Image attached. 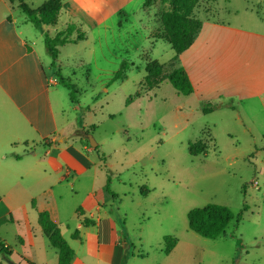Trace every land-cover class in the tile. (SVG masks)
<instances>
[{
	"label": "rangeland",
	"instance_id": "obj_1",
	"mask_svg": "<svg viewBox=\"0 0 264 264\" xmlns=\"http://www.w3.org/2000/svg\"><path fill=\"white\" fill-rule=\"evenodd\" d=\"M94 1L79 3L74 21L87 39L65 47L63 56L74 72L58 77L73 85L82 140L86 142L84 131L91 133L99 148L90 153L92 163L79 177L56 172L51 165L45 175L44 166L37 165L25 168L31 174L21 178L17 173L23 171L9 164L16 161L0 164V193L14 207L0 219V234L13 251L10 260L1 253L0 264H25L20 255L28 256L30 248L19 239L30 235L35 264L58 263L38 222L40 207L53 210L76 252V264H107L90 257L87 233L95 230L84 227L78 213L82 208L96 220L98 203L105 199L102 190L108 199L102 214H110L123 232L119 264H264V139L254 141L231 112L204 114L169 82L145 90L150 61L164 64L166 71L177 66L161 18L171 10L169 2ZM27 4L37 8L41 0ZM235 11H240L237 19ZM193 15L202 21L264 23V0H200ZM124 60L130 65L126 77L113 81ZM212 121L218 124L213 127ZM197 141L207 153L191 156L188 145ZM37 154L44 156L43 149ZM211 203L229 207L236 216L243 213L217 239L201 237L188 225L190 210ZM76 231L80 239L73 238ZM168 236L178 242L170 254L165 252Z\"/></svg>",
	"mask_w": 264,
	"mask_h": 264
},
{
	"label": "crops",
	"instance_id": "obj_2",
	"mask_svg": "<svg viewBox=\"0 0 264 264\" xmlns=\"http://www.w3.org/2000/svg\"><path fill=\"white\" fill-rule=\"evenodd\" d=\"M44 1L41 0V5ZM85 1L95 3L94 0H63L57 24L45 26L44 31L54 37L69 23H77L74 20L81 9L79 3ZM239 13L234 12L236 19ZM108 18L99 21L90 32L96 31ZM234 22L218 18L203 20L195 42L178 56L176 63L189 75L194 92L187 97L195 101L198 109L201 110L203 103H209L216 109L208 115L233 113L236 115L235 122L244 125L256 141L264 139V23L261 20L256 24L253 21L247 24L239 20ZM80 43L60 46L56 65H53L46 52L44 34L28 20L17 3L0 0V164L9 159L16 161L17 164H9L23 171L17 173L21 178L31 174L25 168L32 169L34 166L37 169V165L44 166L45 175L51 165L56 172L79 177L89 168L86 163H92L90 153L95 149L76 135L79 130L74 115L76 102L60 85L58 77L60 74L69 78L74 72L66 64L70 59L64 58L63 50L68 45L78 47ZM217 124L212 121L211 125L215 127ZM38 148L44 151V156L39 158ZM3 172L0 171V176ZM8 173L6 171L5 175ZM101 192L105 199H100L98 203L96 220L93 218L95 215L91 213L88 216L85 210L79 208L83 218L94 221L88 226L82 223L84 227L92 226L95 230L87 233L88 252L98 261L119 264L118 250L123 245V232L117 228L110 214H102L101 206L107 196L103 190ZM95 194L92 193L98 197ZM0 197L1 219L14 207L10 198H3L1 193ZM32 203L35 207L36 201ZM42 211H48L59 226L60 222L50 207H40L39 212ZM0 240L9 249V254L4 256L9 259L8 256L13 253L11 245L1 234ZM19 240L30 248L28 256L20 255L25 264H35L34 237L30 235L29 239ZM54 253L58 257L57 250L54 249ZM76 260L75 252L72 264H76Z\"/></svg>",
	"mask_w": 264,
	"mask_h": 264
},
{
	"label": "trees",
	"instance_id": "obj_3",
	"mask_svg": "<svg viewBox=\"0 0 264 264\" xmlns=\"http://www.w3.org/2000/svg\"><path fill=\"white\" fill-rule=\"evenodd\" d=\"M9 1L12 4L17 3L18 8L27 16L28 20L44 34L46 52L52 59L53 65H56L60 46L69 43L77 44L78 42L87 39V32L77 23H69L54 37H51L44 31L43 28L45 26L57 24L63 0H45L37 9L31 8L27 4V0ZM162 2H169L171 7L170 11L163 12L161 18L164 28V36L171 44L175 53L174 60L176 61L180 54L193 45L202 29L203 21L193 15V12L200 5V0H162ZM171 66H173L172 63ZM129 67V63L124 60L120 69L114 76L113 81L123 80L126 77ZM145 71V90L147 91H152L153 89L158 88L161 84L169 82L180 95L189 96L194 92L193 84L183 67L176 66L172 70L166 71L164 64L157 60H153L146 65ZM58 76H60V74H58ZM60 82L71 90V99L74 101L76 94L73 90V85L67 83L62 78L60 79ZM131 99L129 102H131ZM215 109L216 106L213 104L203 103L201 105V111L204 114L211 113ZM76 135L82 136L79 131H77ZM85 141V143L90 146L88 140L86 139ZM98 148L99 146L96 147L95 150ZM188 153L191 156L206 154L207 148L201 141H197L196 143H190L188 145ZM15 157L20 159L19 156ZM105 190L110 193L108 185ZM244 210H247V206H245ZM78 213H80L81 216L84 215L81 209L78 210ZM242 217V212L236 216L229 207L211 203L204 207L190 210L188 213V225L191 231L201 237L217 239L225 233L233 220L236 219L237 222H240ZM38 222L44 235L48 238L50 245L57 250V264H72L75 257V251L62 235L60 227L52 220L50 213L48 211L40 212ZM92 223H94V221L88 218H83L84 225L88 226ZM78 236L79 232L76 231L73 234V238L76 239ZM165 243V252L166 254H170L178 242L174 237L168 236L165 238ZM1 253L7 256L9 254V249L6 248L0 240V254Z\"/></svg>",
	"mask_w": 264,
	"mask_h": 264
},
{
	"label": "water",
	"instance_id": "obj_4",
	"mask_svg": "<svg viewBox=\"0 0 264 264\" xmlns=\"http://www.w3.org/2000/svg\"><path fill=\"white\" fill-rule=\"evenodd\" d=\"M84 138H86L92 148L98 147V143L95 141L93 135L91 133L83 132Z\"/></svg>",
	"mask_w": 264,
	"mask_h": 264
}]
</instances>
